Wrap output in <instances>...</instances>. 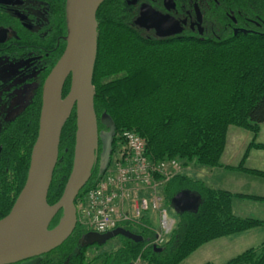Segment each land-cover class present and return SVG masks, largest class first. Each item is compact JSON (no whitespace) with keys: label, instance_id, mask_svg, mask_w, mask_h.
Returning a JSON list of instances; mask_svg holds the SVG:
<instances>
[{"label":"trees","instance_id":"16d2710c","mask_svg":"<svg viewBox=\"0 0 264 264\" xmlns=\"http://www.w3.org/2000/svg\"><path fill=\"white\" fill-rule=\"evenodd\" d=\"M208 1L201 23L196 19L195 8L183 4L189 7L188 22L192 27L201 25L205 36L191 33L190 25H183L189 31L178 33L176 23L173 34L149 36L132 25L135 9L141 2L161 5V0H131L129 4V0H105L96 13L97 56L92 79L98 134L103 128L101 121L110 128L107 156L119 134L136 133L145 143L146 157L153 163L175 160L179 164L177 172L157 177L158 194L164 204L171 206L175 196L189 192L198 196L196 209L178 212L163 241L144 217L122 223L121 231L117 228L119 232L114 235L84 244L73 254L84 235L91 232L77 222L72 235L42 258L66 250V264H90L85 254L91 246L105 245L120 236L124 242L117 250L96 254L93 260L112 264H181L207 243L258 230L263 238L260 246L223 264H264V220L239 217L233 208L236 197L259 202H264V197L233 194L194 177L199 167L211 170L221 166L230 128L257 136L260 126H264V0ZM38 2L49 27L43 38L8 15L0 2V28L10 29L16 36L0 43V54L6 48L15 58L36 52L41 57L37 61L39 69L43 70L39 92L30 107L4 130L0 139V220L8 215L24 186L38 132L42 84L65 48V0ZM229 12H233L234 27L226 31V23H231ZM69 87L70 79L65 82L63 97ZM75 129L73 111L61 131L48 205L59 200L70 174ZM248 149L264 151V145L251 143ZM243 162L234 169L264 179V172L249 170ZM97 176L95 168L75 204L93 187ZM60 217L61 213L53 219L50 229ZM62 260H46L42 264H64Z\"/></svg>","mask_w":264,"mask_h":264},{"label":"water","instance_id":"95a60500","mask_svg":"<svg viewBox=\"0 0 264 264\" xmlns=\"http://www.w3.org/2000/svg\"><path fill=\"white\" fill-rule=\"evenodd\" d=\"M104 1L65 0L66 45L41 88L38 132L24 186L8 215L0 220V264H19L47 255L59 248L76 227L74 202L89 181L97 159L99 137L92 79L97 56L96 13ZM163 2L175 8L173 0ZM151 21L160 34L177 30L168 20ZM68 79L69 92L62 99ZM73 111L76 129L71 171L59 200L48 205L61 131ZM175 199L181 202L183 195ZM59 213L58 224L49 229ZM117 232L96 235L102 240Z\"/></svg>","mask_w":264,"mask_h":264},{"label":"rangeland","instance_id":"374dc122","mask_svg":"<svg viewBox=\"0 0 264 264\" xmlns=\"http://www.w3.org/2000/svg\"><path fill=\"white\" fill-rule=\"evenodd\" d=\"M174 1L176 2L177 6L173 10V12H171L172 10H170L169 8H165L166 10L163 11L162 9H160L161 5H155V4H151L148 2H143L144 4L142 6V2L139 3L135 9V15H134L132 22H131L132 25H134L136 28L138 27L139 29L143 30L146 35L157 36V35H159V33H157L156 28L151 24V22L149 20H151L153 18L156 19L157 21H167V20L170 21V20H172V22H174V24L176 23L178 25V31H177L178 33H183L185 30H187V31L190 30L191 33H195L198 35L201 34V35L205 36V32L203 31V28L201 25L200 26L198 25L197 27H192V24H190L188 22L190 20V18H189L190 11H188L189 7H185L183 4L187 3V5L190 4L191 7L195 8V10L197 11V18L196 19L198 20V23H201L203 18H204L203 17L204 16L203 11L206 9V7L209 5L210 2L208 0H174ZM130 2H131V0H129L128 4ZM2 6L5 8V11L7 12V14L11 15L13 18L17 17V16H15V14L18 15L19 16L18 20L21 22L22 26H24L28 31H30L32 33L38 32L39 36L41 38H43L45 36V34L47 33L49 27L46 25V23L48 22V20L46 21V18L44 16L43 6L40 4V2H38V0H12V5L11 4H2ZM126 8L129 9L127 6H126ZM184 19H186V22L184 21ZM183 25H186L187 27L190 25V27H192V29L188 30V28L184 27ZM1 30L2 31H0V43L4 38L7 40L10 38L16 37V36L13 37V34H11V33H4L5 29H1ZM187 31H185V32H187ZM20 57H23L22 60L24 61L22 63V68L24 69L22 74H20V72H18V68L16 69V66H10L9 68L4 69V71L0 72V79H1V81H0V109L2 111V112H0V139L3 136L4 129L7 127L10 119L12 118L11 117L12 115L10 114V112L13 109V107L15 105H17L19 103V101H21V103L25 102V104H26L31 99L30 98L31 93H32V97H33V96L37 95L39 92L38 89H39V84L41 82L43 70L40 71L41 68L39 69V66H38L39 63L36 60H37V58H38V60L41 59L40 55H38V53H36V52H26V53L22 54ZM28 58H29L30 62L26 63L25 61H27ZM2 62L0 59V64H2ZM41 67H42V64H41ZM16 74H18L20 76L16 77V79L14 80L13 83H15L18 86L21 85L18 88V90L14 87V84H12V83H10L9 86H8V84L1 86L3 83L6 84L7 79H9L13 76H16ZM11 87H13V88L10 89ZM15 95H17V96L15 97ZM11 96H13V97H11ZM22 96L24 97L25 100H21ZM14 97H15V99H13ZM5 100H7V103L5 102L4 105L3 104L1 105V102L3 103ZM2 114H5L6 116L4 117ZM104 124H105V121H103V122L101 121V126L103 128H101V133L99 134L100 151H99V160H98L97 168H101V166L104 164V161L107 158V154L109 152V137H108V135L110 134V131H109L110 128L108 127V125L106 126ZM262 127H264V126H262ZM240 130H241L240 132H245L242 129H240ZM248 136L250 138L249 140L247 137H242L241 134H239L237 131H234V129H232V133L229 136L227 135L228 145L230 146V147H228V152L234 153L235 150H236V152H239L237 148L235 150H233L234 149L233 146H235V145H237L238 148H244L245 151L243 150L244 151L243 153L241 151L239 152L240 153L238 155L239 156V162H241L243 160L244 161L243 164L245 167H246V164L251 163V165L256 167L257 169H263L264 170V159L257 158V157H255V155H249L251 150L248 149V147L251 143L260 144L257 140L258 138H261L262 141L264 142V138H263L264 134L260 133V130H259L257 136H254L252 133H248ZM254 137H256V138H254ZM118 138H119V136L116 137V141H115L114 145L112 146V153L111 154L109 153L110 164L113 163V161H114L113 157L115 155V151H117V149L119 151H122V145H121V142ZM246 145H247V147H246ZM262 145H264V144H262ZM246 152H247V155H245ZM233 156H235V154H233ZM248 157H251L253 159V161H251L249 163L247 160ZM199 168H200L199 171L195 172V175H194L195 179L197 178V180L204 182L205 179H200L197 177V175L199 173L203 174V171L208 170V169H206L204 167H199ZM250 170H256V169L252 168ZM189 173L194 174L192 171H189ZM249 175H251V174H249ZM190 177H192V176H190ZM199 177H201V175H199ZM236 177L241 178V179H235V181H236V184L239 183L240 187L239 186L238 187L241 188L242 190L244 189V186H248V185L250 186V187H248V191L251 193H254V195H250V196L264 197V186L260 185L259 182L258 183H256V181L252 182L253 177L257 178L255 175H251L250 178L247 176H243V175L242 176L236 175ZM224 185L226 187H230V185L228 183H226ZM130 189L132 190L133 188H130ZM238 191H239V189H238ZM182 194H183V199L181 202L175 201L176 199H174L173 200L174 202L171 204V206H166L164 204L165 208L167 210L168 217L171 218L172 220H176L178 218L177 214L181 209L183 211L195 210L198 203H199L198 196L196 194L189 193V192H187V193L181 192L177 196H180ZM244 195H247V194H244ZM177 196H175V198H177ZM80 200L82 201V198H80ZM181 203H184L186 205V207L183 208L184 204H181ZM76 205L78 206V209H79L81 206L79 200L76 202L75 206ZM130 215H133V212H131ZM61 216H62V214H61ZM143 217H146L149 220L150 227L152 230H156L157 232L160 231L158 214L156 212H154L150 209L147 212H143ZM60 219H61V217H60ZM168 223H169V221H168ZM172 228L173 227L169 228L167 232L170 233ZM260 234L254 233V235H252V237H249V239H244V237H243L242 239L238 238L235 241H232L234 239L230 240L229 238L212 241L209 244L207 243L206 245H204L201 248H199L198 250H196L192 255H190L181 264H208V263L209 264H223V263L229 261L230 259L236 257L237 255L241 254L242 252L246 251L247 249L256 248V247L260 246L261 242L263 241V238ZM112 235H114V234H112ZM112 235H110V236H112ZM97 237H98V235H96L94 233L85 234L83 239L79 242V247L74 250L73 254L77 253L79 251V248L84 244H88L91 241L93 242V240H95V242H97V243L99 241H101L100 238H97ZM97 239L99 241H96ZM123 242H124L123 237L118 236V237H115V238L113 237V238L109 239L105 245L91 246L85 254L87 257V260L91 261L90 264H101L99 260H95V261L93 260L95 258L94 256L96 254L97 255H103L107 252H114L115 250H117L119 248V244H121V243L123 244ZM66 254H67L66 250L59 251L55 255H53L49 258H42V257L32 258V259L23 261L19 264H42L46 260L57 261L58 259H64L62 261L64 262V264H66V261L68 258V256ZM123 264H125V262ZM139 264H140V262H139Z\"/></svg>","mask_w":264,"mask_h":264},{"label":"built area","instance_id":"2783aa9c","mask_svg":"<svg viewBox=\"0 0 264 264\" xmlns=\"http://www.w3.org/2000/svg\"><path fill=\"white\" fill-rule=\"evenodd\" d=\"M120 139L123 150L113 167L96 180L79 208L80 224L101 234L113 230L120 220L138 219L149 208L160 211L161 199L154 191L153 178L157 174L166 176L178 168L173 161L150 162L143 140L135 133L125 131ZM160 218L167 232L170 225L164 211L160 212Z\"/></svg>","mask_w":264,"mask_h":264},{"label":"crops","instance_id":"0c3cea01","mask_svg":"<svg viewBox=\"0 0 264 264\" xmlns=\"http://www.w3.org/2000/svg\"><path fill=\"white\" fill-rule=\"evenodd\" d=\"M232 129H234V131H237L239 134H241L242 137H247L248 140L250 139L248 136V132H246V131L240 132L241 130L238 128H230L229 132H228V136L232 133ZM263 129H264V127L261 126L260 127V133L264 134ZM263 138H264V136H263ZM257 140L260 144H264V142L262 141L261 138H258ZM228 147H230V146L228 145V138H227L226 148L224 150V153H223V156L221 159V166L214 168V169H211V170H204L203 174L199 173L197 175V177L200 179H205L204 183L210 187H217L220 189H224V190H227L233 194H239V195L247 194L244 196L254 195V193H251L248 191V187H250L249 185L244 186V189L242 190L241 188H239L240 187L239 183L236 184V181H235V179H241L240 177H236V175H240V176L243 175V176H247L249 178L251 177V175H249V174H246V173H243L242 171L234 169L235 167H237L240 164L239 156H238L240 154L239 152L241 151L243 153L245 151V149L244 148H238L237 145H235V146H233L234 147L233 150H235L237 148L239 152H236V150H235L234 153H232V152H228ZM246 147H247V145H246ZM233 154H235V156H233ZM249 155H255V157H257V158L264 159V151H261V150H251ZM247 160L249 163L251 161H253V159L251 157H248ZM246 167H247V169L253 168V169H256L257 171H262V172L264 171L263 169H257L256 167L252 166L251 163L246 164ZM199 175H201V177H199ZM253 178H252V180H253L252 182L256 181V183L259 182L260 185L264 186V179H259L258 177H257L258 179L257 178L253 179ZM226 183H228L230 185V187H226L224 185ZM237 188L239 189V191ZM233 203H234L233 204L234 212L237 216L242 217V218H256V219L264 220V202L254 201V200L250 199L249 197L248 198L247 197L246 198L245 197H236L234 199ZM254 233L260 234L261 232L258 230L251 231L249 233H244V234L232 236L229 239L230 240L234 239L232 241H235L238 238L242 239L243 237H244V239H249V237H252V235H254ZM224 239H228V238H224ZM100 263L101 264H112L111 262L103 263L102 261H100ZM136 264H139V262Z\"/></svg>","mask_w":264,"mask_h":264},{"label":"flooded vegetation","instance_id":"af4514ba","mask_svg":"<svg viewBox=\"0 0 264 264\" xmlns=\"http://www.w3.org/2000/svg\"><path fill=\"white\" fill-rule=\"evenodd\" d=\"M174 1V0H173ZM0 2L1 3H3V4H11L12 5V0H0ZM175 2V1H174ZM143 2H142V6H143ZM175 4H176V2H175ZM177 5V4H176ZM165 8H170V7H168V6H166L165 4H164V2H163V0H161V7H160V9H162L163 11L164 10H166ZM171 12H173V10L171 11ZM231 13H233V12H229V13H227V16H228V18L231 20V21H229V22H231V23H226V31H229L230 29H231V27H234L233 26V18H234V16L231 14ZM15 16H17V17H15L16 19H19L18 17V15H16L15 14ZM154 19V18H153ZM152 20V19H151ZM151 20H149L150 22H151V24L153 25V23H152V21ZM155 28H156V30H157V33H159V31H158V29H157V27L155 26V25H153ZM1 29H5V28H0V31H2ZM4 33H11V34H13V37H15V34L10 30V29H5L4 30ZM160 34V33H159ZM164 34H168V33H164ZM164 34H161V35H164ZM16 38V37H15ZM11 39V38H10ZM10 39H3L2 41H1V43L3 44V43H6V42H9V40ZM14 39V38H13ZM1 45V44H0ZM2 50V47H0V51ZM11 51V49L10 48H6V51L5 52H3V53H1L0 54V59H1V62H2V64H0V72L1 71H4V69H7V68H9L10 66H16V69L18 68V72H20V74H22L23 73V71H24V69L22 68V63L24 62L23 60H22V58L23 57H20V58H15L13 55H12V52H10ZM10 52V53H9ZM16 56V55H15ZM36 61H38V58H37V60ZM26 63H29L30 61H29V58H28V60L27 61H25ZM21 65V66H20ZM20 66V67H19ZM20 75H18V74H16V76H13V77H11V78H9V79H7L6 80V84H2L1 86H4V85H7L8 84V86H9V84L10 83H12V84H14V87L18 90V88L21 86H18V85H16L15 83H13L14 82V80L16 79V77H19ZM0 81H1V79H0ZM11 84V85H12ZM13 87H11L10 89H12ZM14 96V95H13ZM13 96H11V97H13ZM17 95H15V97H16ZM24 96V95H23ZM22 96V98H21V100H25L24 99V97ZM15 97L13 98V99H15ZM35 96H33L32 97V93H31V99L29 100V102H27L26 104H25V102H22L21 103V101H19V103L17 104V105H15L14 107H13V109L11 110V112H10V114L12 115L11 117V119H10V121H9V123H8V125H7V127L4 129V130H6L12 123H14L16 120H18V118L20 117V115L21 114H23L24 112H25V110L26 109H28L29 107H30V104H31V102H32V100H33V98H34ZM7 103V100H5L3 103L1 102V105L3 104L4 105V103ZM25 104V105H24ZM0 112H2L1 111V109H0ZM4 117L6 116L5 114H2ZM1 115V116H2ZM100 147V146H99ZM98 147V156H99V151H100V148ZM1 149V148H0Z\"/></svg>","mask_w":264,"mask_h":264},{"label":"bare ground","instance_id":"6f19581e","mask_svg":"<svg viewBox=\"0 0 264 264\" xmlns=\"http://www.w3.org/2000/svg\"><path fill=\"white\" fill-rule=\"evenodd\" d=\"M64 13H65V8H64ZM66 45V44H65ZM65 49V48H64ZM61 57V56H60ZM59 60V59H58ZM57 60V61H58ZM56 64V63H55ZM54 67V66H53ZM92 87H93V84H92ZM93 89H94V87H93ZM69 92V91H68ZM68 94V93H67ZM64 97L62 96V99H63ZM40 109H41V106H40ZM39 115H40V112H39ZM38 124H39V121H38ZM140 137V136H139ZM140 139H142L141 137H140ZM144 142V141H143ZM145 144V143H144ZM145 151H146V148H145ZM145 155H146V153H145ZM148 159V158H147ZM58 161V160H57ZM19 195V194H18ZM136 221H139V219H137ZM126 222H129V220H120V223L118 224V228H121V224L122 223H126ZM118 230H121V229H118Z\"/></svg>","mask_w":264,"mask_h":264}]
</instances>
